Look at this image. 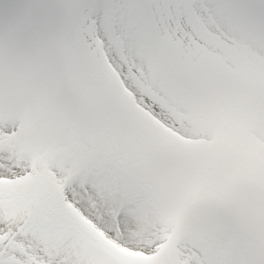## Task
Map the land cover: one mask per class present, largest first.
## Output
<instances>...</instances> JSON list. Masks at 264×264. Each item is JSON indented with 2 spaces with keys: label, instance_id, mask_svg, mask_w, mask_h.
I'll return each instance as SVG.
<instances>
[{
  "label": "snow or ice",
  "instance_id": "obj_1",
  "mask_svg": "<svg viewBox=\"0 0 264 264\" xmlns=\"http://www.w3.org/2000/svg\"><path fill=\"white\" fill-rule=\"evenodd\" d=\"M0 264H264V0H0Z\"/></svg>",
  "mask_w": 264,
  "mask_h": 264
}]
</instances>
